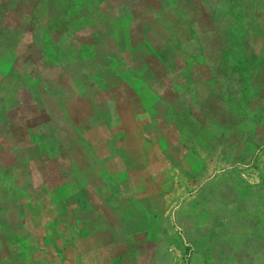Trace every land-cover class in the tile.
<instances>
[{
	"label": "rangeland",
	"instance_id": "1",
	"mask_svg": "<svg viewBox=\"0 0 264 264\" xmlns=\"http://www.w3.org/2000/svg\"><path fill=\"white\" fill-rule=\"evenodd\" d=\"M127 1L131 24L147 29L145 44L159 59H146V46L136 59H97L77 71L56 60L47 73L29 47L30 25L45 32L56 24L50 18L68 17L55 9L66 0H0V73L9 75L0 118L25 114L30 124L34 108L16 111L13 103L38 90L45 108L43 86L54 87L49 101L66 118L56 109L42 128L49 146L69 140L75 153L78 135L100 138L92 150L113 175L104 183L119 186L118 199L133 196L153 209L152 248L163 256L151 264H242L252 252L264 264V0ZM228 123L245 127L241 141L224 130ZM117 150L123 161L111 159Z\"/></svg>",
	"mask_w": 264,
	"mask_h": 264
},
{
	"label": "crops",
	"instance_id": "2",
	"mask_svg": "<svg viewBox=\"0 0 264 264\" xmlns=\"http://www.w3.org/2000/svg\"><path fill=\"white\" fill-rule=\"evenodd\" d=\"M69 4L72 14L63 25L51 24L45 32L34 21L30 25L29 47L38 59H45L42 70L52 73L56 60L75 63L77 71L88 63L97 64V59H136V51L146 46V59L152 58L144 39L147 29L131 24L135 9L127 0H70ZM138 4L142 5L139 9L146 8L145 3ZM152 59L159 58L154 55ZM8 76L0 73V86ZM64 78L70 79L67 74ZM78 79L82 81L79 89L84 91L87 76ZM43 88L48 101L45 108L36 97L43 93L32 89L27 103L18 100L11 109L18 111L28 105L47 118L42 116L39 122L34 111H30V124L23 119L25 114L17 122L0 118V264H151L159 260L163 251L154 250L151 241L153 209L133 196L118 199L113 188L119 186L104 183L106 176L113 175L102 169L101 155L92 150L93 142L100 138L88 140L78 135L73 144L81 143L75 153H71L69 140L54 139L51 149L50 137H45L47 131L42 128L56 109L66 116L60 103L54 107L49 101L55 95L54 87ZM15 90L21 93L18 85ZM118 107L127 109L129 104ZM222 126L237 136L234 142L241 141L244 126L242 131L241 126L238 130L229 123ZM13 127L18 128V136L12 135ZM122 154L117 150L110 156L123 161ZM255 254L243 253L242 264H259Z\"/></svg>",
	"mask_w": 264,
	"mask_h": 264
},
{
	"label": "trees",
	"instance_id": "3",
	"mask_svg": "<svg viewBox=\"0 0 264 264\" xmlns=\"http://www.w3.org/2000/svg\"><path fill=\"white\" fill-rule=\"evenodd\" d=\"M72 1V0H71ZM75 1V0H74ZM73 1V2H74ZM69 2H70V0H66V2H65V5H63L62 7L61 6H55V9H57V8H63V9H65V10H69L68 11V15L70 16L72 13L70 12V7H72V6H70V4H69ZM34 4V3H33ZM33 4H32V6L31 7H34V6H36V5H34L33 6ZM36 4H37V2H36ZM38 8H39V6H38ZM68 16V17H69ZM66 16L65 17H59L58 16V14L55 16V18H51L50 19V21H51V23L52 22H54V23H56L57 24V26H60V25H63L65 22H66ZM33 22V21H32ZM32 22H31V24H32ZM55 25V24H54Z\"/></svg>",
	"mask_w": 264,
	"mask_h": 264
}]
</instances>
